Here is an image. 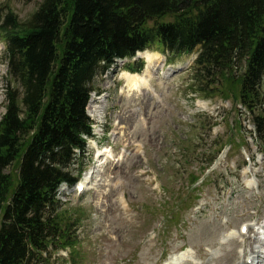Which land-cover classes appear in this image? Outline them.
I'll return each mask as SVG.
<instances>
[{
	"label": "trees",
	"instance_id": "obj_1",
	"mask_svg": "<svg viewBox=\"0 0 264 264\" xmlns=\"http://www.w3.org/2000/svg\"><path fill=\"white\" fill-rule=\"evenodd\" d=\"M0 34V264L67 259L76 219L63 220L59 194L86 169L96 79L156 43L171 62L196 53L193 86L204 94L238 86L264 145V0H41L23 21L7 11ZM124 68L141 72L143 61Z\"/></svg>",
	"mask_w": 264,
	"mask_h": 264
},
{
	"label": "rangeland",
	"instance_id": "obj_2",
	"mask_svg": "<svg viewBox=\"0 0 264 264\" xmlns=\"http://www.w3.org/2000/svg\"><path fill=\"white\" fill-rule=\"evenodd\" d=\"M40 2L0 0V20L9 10L26 20ZM148 52L160 58L152 77L127 88L124 65L141 58L146 69ZM195 58L168 61L156 43L96 79L86 189L63 185L59 194L76 242L54 264H219L230 251L248 252L239 261L250 264L252 248L264 254V145L238 86L209 94L193 86ZM7 74L0 34V119Z\"/></svg>",
	"mask_w": 264,
	"mask_h": 264
},
{
	"label": "bare ground",
	"instance_id": "obj_3",
	"mask_svg": "<svg viewBox=\"0 0 264 264\" xmlns=\"http://www.w3.org/2000/svg\"><path fill=\"white\" fill-rule=\"evenodd\" d=\"M144 52L145 51H143L142 53ZM149 53L150 52L146 54L148 58L146 60V64L148 66L145 67L146 68L144 69L145 71L143 70L142 73H130V72L125 73L124 78H125V83H126L127 88L131 90L139 89L141 86H144L146 82H148L149 79L152 77L154 69L157 67V61H159L160 58H159V55H157L156 53H151V54ZM83 183H80L79 186L80 187L86 186ZM249 229H250V226L247 228V232H249ZM247 253L248 252L245 251V253L242 256H240L236 253V251H230L229 253L219 256L217 259H218V262H220L219 264H231L232 262H233L232 264H235L234 261L236 260H237L236 263L238 264H249L248 261H242V262L239 261V259L240 260L243 259V257H245ZM247 258H251L250 264H264V254L260 251H256V248L251 249L250 255H248ZM217 259H216V262H217ZM175 263H176L175 260H172V261H169L167 264H175Z\"/></svg>",
	"mask_w": 264,
	"mask_h": 264
}]
</instances>
